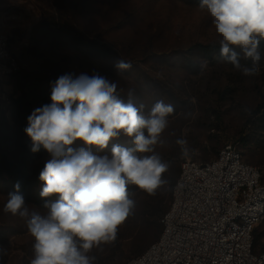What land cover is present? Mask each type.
<instances>
[{
	"label": "rangeland",
	"instance_id": "1",
	"mask_svg": "<svg viewBox=\"0 0 264 264\" xmlns=\"http://www.w3.org/2000/svg\"><path fill=\"white\" fill-rule=\"evenodd\" d=\"M16 1L0 0L8 49L20 67L0 81L2 138H10V130L25 129L33 110L51 103L52 86L61 75L99 74L117 83L118 95L126 102L131 100L138 108L143 105L141 114L146 117L157 101L173 106L168 126L154 145L155 154L168 167L178 169L184 158L209 161L230 143L245 162L259 169L264 183V131L259 132L257 143L240 141L246 135L244 123L261 101L259 92H264V51L260 49L259 71L252 76L225 62L220 38L209 14L198 8L199 0H26L24 7ZM17 13L18 19L13 18ZM55 17L63 28L53 24ZM207 44L216 47L200 46ZM120 59L131 63V69L119 72L115 63ZM18 97L27 108L24 119L18 112L23 108H17ZM12 137L16 143L18 136ZM18 138L22 141L18 147L31 148L25 130ZM113 145L133 147L131 138L121 134L103 152L91 150L110 156ZM72 147L86 146L76 141ZM44 156L49 155L43 152ZM15 190L0 181V264H30L34 257L35 241L26 220L3 211L8 194ZM41 190L38 181L19 188L29 208L44 214L45 203L56 197L42 198ZM141 233L121 225V247L102 243L88 255L95 257L93 264H123L134 256L133 244ZM254 239L256 251L264 248V219L255 227Z\"/></svg>",
	"mask_w": 264,
	"mask_h": 264
},
{
	"label": "clouds",
	"instance_id": "2",
	"mask_svg": "<svg viewBox=\"0 0 264 264\" xmlns=\"http://www.w3.org/2000/svg\"><path fill=\"white\" fill-rule=\"evenodd\" d=\"M198 8L211 17L221 58L243 75H255L262 60L264 0H199ZM131 67L123 59L115 63L119 72ZM50 98V104L28 116L25 132L33 153L43 148L50 154L39 174L44 182L40 196L56 199L45 203L47 211L41 214L25 203L17 183L3 211L26 220L35 241L30 264H93L88 252L115 241L135 207L128 185L152 195L162 184L168 165L154 145L174 108L157 101L146 117L143 105L126 102L117 83L99 74L61 75ZM121 134L131 138L133 147L113 145L110 156L91 150L103 152ZM76 141L86 147L74 149Z\"/></svg>",
	"mask_w": 264,
	"mask_h": 264
},
{
	"label": "built area",
	"instance_id": "3",
	"mask_svg": "<svg viewBox=\"0 0 264 264\" xmlns=\"http://www.w3.org/2000/svg\"><path fill=\"white\" fill-rule=\"evenodd\" d=\"M25 1L16 2L24 7ZM19 69L0 22V81ZM263 219L259 170L225 144L208 162L179 163L158 238L123 264H264V249L253 251L252 234Z\"/></svg>",
	"mask_w": 264,
	"mask_h": 264
},
{
	"label": "trees",
	"instance_id": "4",
	"mask_svg": "<svg viewBox=\"0 0 264 264\" xmlns=\"http://www.w3.org/2000/svg\"><path fill=\"white\" fill-rule=\"evenodd\" d=\"M53 24L57 26L56 28H63V24L61 25L58 22L57 17L54 18ZM200 46L204 50L216 47V45L214 44ZM260 49L264 51V40L261 41ZM241 63H243V61H241ZM259 94L261 96V101L253 107L251 114L248 116V119L244 123L246 135L240 138V141L243 145H248V143H253L255 141L257 143V136H260L259 132L264 131V92L260 91ZM22 103L23 99L18 97L17 108L19 109L21 106L23 107L18 112L19 115L24 114V119L26 117L25 114H28V112L26 105H23ZM23 130L25 129L16 128V130H10V138H2V136L4 135H1L0 130V181H7L13 187H15L17 183H19L21 189L30 187L38 181L41 183L43 188L44 182L39 179V174L43 170L46 161L51 158L50 154L43 148H41L39 152L33 153L31 151V148L27 147V145L25 144L23 146L21 144V146L18 147V144L22 142L19 141L18 137L23 135ZM11 136H18L16 143L11 142V140L14 139V137L11 138ZM24 141L25 140H23V142ZM261 143H264V138ZM43 152H47L49 156H44L42 158L41 154ZM24 153H27V156ZM34 156L36 159H42L40 161H37L38 159L36 160ZM178 172L179 168L173 169L172 166H169L161 176L162 184L152 195H149L145 191L140 190L137 186L128 185L129 198L135 202V207L133 208L127 220L122 225H131L133 227L138 228L142 232L140 237H138L133 244V249L131 253L132 255H139L151 242L158 238L161 231L160 220L163 213L169 206L171 199V187L178 175ZM260 181L262 184H264L262 181V173H260ZM252 234L253 251L258 252L260 250H263L264 248L257 251L255 250L254 230ZM120 241L121 237L119 236V234H117L116 240L109 242V244L119 248L121 247ZM97 257L100 258L99 256Z\"/></svg>",
	"mask_w": 264,
	"mask_h": 264
}]
</instances>
